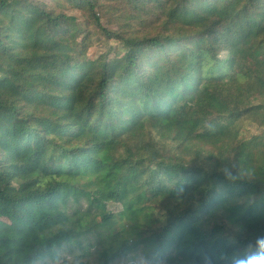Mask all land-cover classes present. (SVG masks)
<instances>
[{
	"label": "trees",
	"instance_id": "16d2710c",
	"mask_svg": "<svg viewBox=\"0 0 264 264\" xmlns=\"http://www.w3.org/2000/svg\"><path fill=\"white\" fill-rule=\"evenodd\" d=\"M99 37L124 52L91 59ZM263 107L264 0H0V264L56 262L91 227L94 264L243 251L264 235ZM83 195L90 227L67 213Z\"/></svg>",
	"mask_w": 264,
	"mask_h": 264
},
{
	"label": "rangeland",
	"instance_id": "374dc122",
	"mask_svg": "<svg viewBox=\"0 0 264 264\" xmlns=\"http://www.w3.org/2000/svg\"><path fill=\"white\" fill-rule=\"evenodd\" d=\"M41 1H46L49 3L53 0ZM79 21L72 22L73 26L76 29H82ZM104 41V39L100 37L98 38V40L96 41V45L90 50L89 55L91 56V59L97 58L108 47L111 46L121 52H124V48L119 42L111 41L107 44ZM236 78V74L231 75L232 80H235ZM230 104L236 109L240 106L235 97H232L230 99ZM243 130L249 135L260 132V129H257L255 125H251L250 123H246ZM206 160V157H204L203 159L195 158L192 163L196 166L206 167L208 164ZM85 185V190L92 191L93 189H96L94 186L89 185L87 181H85ZM103 209L110 210L114 214H119L123 211V206L121 204L111 202L107 207H104ZM78 211L83 214L84 218L82 219V224L85 227H90L94 225V223H97L99 217L102 215L101 210L97 209V207L89 203L88 197L86 195L81 196L79 201H75L74 198H71L67 213L70 215H74ZM103 233H105V231H98L95 227H91L89 230H86L81 236V244L74 242L70 245H64L60 249V255L56 262L48 260L45 263L41 264H74L80 261L89 262L91 264L98 263V261L102 259V254L104 252H109L110 250V242L104 238ZM113 242H118L120 244L121 240L118 239V241L114 240ZM130 244H132V242ZM132 262H134V264H168L162 260L153 258L150 254H146L141 245L130 251H125V254L118 256L114 260H111L110 262H108V264H129Z\"/></svg>",
	"mask_w": 264,
	"mask_h": 264
},
{
	"label": "clouds",
	"instance_id": "9594fccd",
	"mask_svg": "<svg viewBox=\"0 0 264 264\" xmlns=\"http://www.w3.org/2000/svg\"><path fill=\"white\" fill-rule=\"evenodd\" d=\"M227 178L235 179L232 176ZM203 264H264V235L256 236L250 240L243 251L233 250L231 253H223L215 260L205 255Z\"/></svg>",
	"mask_w": 264,
	"mask_h": 264
}]
</instances>
